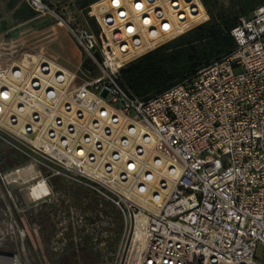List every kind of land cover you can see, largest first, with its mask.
I'll return each mask as SVG.
<instances>
[{
    "label": "built area",
    "instance_id": "1",
    "mask_svg": "<svg viewBox=\"0 0 264 264\" xmlns=\"http://www.w3.org/2000/svg\"><path fill=\"white\" fill-rule=\"evenodd\" d=\"M27 2L63 20L99 75L0 53V264H31L41 225L26 214L43 207L57 256L88 239L104 264H264V5L238 18L231 52L141 98L120 68L205 22L201 0H97V33ZM58 177L95 199L74 204Z\"/></svg>",
    "mask_w": 264,
    "mask_h": 264
},
{
    "label": "rangeland",
    "instance_id": "2",
    "mask_svg": "<svg viewBox=\"0 0 264 264\" xmlns=\"http://www.w3.org/2000/svg\"><path fill=\"white\" fill-rule=\"evenodd\" d=\"M49 7L61 17H67L73 14L79 19L87 16V8L80 6V0H43ZM218 4L227 9L237 10L239 8V0H217ZM27 0H0V53L5 56L12 57L19 51L31 50L42 53L43 55L53 59L57 63L63 65L79 76H97L99 70L88 55L80 48L74 40L70 32L65 27L63 20L56 14L48 10H39L35 8V14L31 17L24 18L21 15L22 4ZM28 9H32L29 7ZM73 52H75L73 54ZM88 63L89 67L94 70L93 74H89L87 70H83V63ZM84 73V74H81ZM90 75V76H89ZM54 186L65 191L74 204H81L84 199H95V196L88 190L81 187H71V184L58 177L54 180ZM107 206H109L107 204ZM114 211V209H112ZM115 226L113 227V235L110 240V246L115 247L116 241L120 237L121 217L117 211H114ZM28 222L38 221L41 230L38 233H31L30 238L24 242L26 255L30 259L31 264H49L50 249L49 238L51 232V221L48 213V207H43L38 212L29 211L26 214ZM95 219V215H90L89 222ZM73 248V247H72ZM80 250L79 261L81 264H104L101 255L88 245V239L84 246H77ZM261 249V246H259ZM69 253V254H68ZM68 253L60 255L59 258L63 262L73 261L71 258V250ZM78 263V262H77Z\"/></svg>",
    "mask_w": 264,
    "mask_h": 264
},
{
    "label": "trees",
    "instance_id": "3",
    "mask_svg": "<svg viewBox=\"0 0 264 264\" xmlns=\"http://www.w3.org/2000/svg\"><path fill=\"white\" fill-rule=\"evenodd\" d=\"M95 1L97 0H80V6L87 8ZM239 1L237 10H229L219 5L217 0H201L208 19L124 65L119 70L120 82L135 96L147 98L231 52L236 43L230 31L236 26L238 18L249 16L256 7L264 5V0ZM29 7L32 9H28ZM20 11L24 18L35 14V8L29 2L22 4ZM85 18L90 28L97 33L98 27L94 18L90 16ZM82 68L89 74L94 72L86 62L83 63ZM83 77L88 76L83 75ZM10 153L13 156L8 158V164L24 160L23 156L13 151Z\"/></svg>",
    "mask_w": 264,
    "mask_h": 264
},
{
    "label": "crops",
    "instance_id": "4",
    "mask_svg": "<svg viewBox=\"0 0 264 264\" xmlns=\"http://www.w3.org/2000/svg\"><path fill=\"white\" fill-rule=\"evenodd\" d=\"M71 187H81V186H78V185H75V184H71ZM82 188V187H81ZM80 250H78V248H73L71 249V258L73 259V261H69V262H63L62 260H60L61 258L59 256H57L56 254H54L53 252L50 251V263L49 264H81L79 263V261L76 262V259H79V256H80V253L79 252ZM68 253V251L66 252V254ZM64 254V255H66ZM69 254V253H68ZM60 258V259H59Z\"/></svg>",
    "mask_w": 264,
    "mask_h": 264
},
{
    "label": "water",
    "instance_id": "5",
    "mask_svg": "<svg viewBox=\"0 0 264 264\" xmlns=\"http://www.w3.org/2000/svg\"><path fill=\"white\" fill-rule=\"evenodd\" d=\"M106 93H107V91L104 89L101 94H102V96H105Z\"/></svg>",
    "mask_w": 264,
    "mask_h": 264
}]
</instances>
